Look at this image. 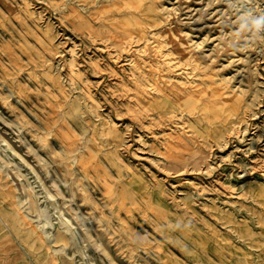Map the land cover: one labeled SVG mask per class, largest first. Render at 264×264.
I'll return each instance as SVG.
<instances>
[{"label": "rangeland", "instance_id": "rangeland-1", "mask_svg": "<svg viewBox=\"0 0 264 264\" xmlns=\"http://www.w3.org/2000/svg\"><path fill=\"white\" fill-rule=\"evenodd\" d=\"M0 182V264H264V0H0Z\"/></svg>", "mask_w": 264, "mask_h": 264}, {"label": "bare ground", "instance_id": "bare-ground-1", "mask_svg": "<svg viewBox=\"0 0 264 264\" xmlns=\"http://www.w3.org/2000/svg\"><path fill=\"white\" fill-rule=\"evenodd\" d=\"M124 4L125 2L123 3V5ZM130 7H132V9H117L118 11H116L114 15H110L111 19L113 20L112 23L115 25V28L122 27L123 29L129 30L130 28L128 27L134 26L136 29H138V31H141L143 28V1L135 3ZM77 17L80 20L79 15ZM115 28L112 26L109 29L111 37L113 39L115 37ZM184 38L185 36L183 34H180L177 36L176 40L170 38V41H174V45H176V51L181 54L182 58L185 59L192 57L193 51L185 46ZM146 73L150 75V79L146 83H143V110L155 109L158 111L156 113L159 114V118H162L167 110L173 107L181 108L187 101H190V104L193 106V108L195 107V105H193V95L187 94L186 98L184 93L177 92L170 88V85L164 80L163 76H161L160 70L150 67ZM139 87L140 86L137 84L134 86L136 93ZM219 101H222V103L218 106L217 102ZM198 108V111H200V114L202 116L201 120L203 119L205 122H207V124H212L220 121H225V117L227 116V114L229 112L232 113L236 110V105L232 101H229L225 97H223L222 94L218 92V90H212L209 96H204V99L200 103ZM64 173L65 175L67 174L66 171H64ZM1 187L2 183L0 182V188ZM4 195L11 196L10 189H8V191H5ZM18 219H20L21 222L24 223L20 217H18L16 221H18ZM5 222H7L8 226H10L14 230L13 221H10L6 218ZM15 231H17L16 227ZM28 231L30 233L34 230L32 227H30L27 232ZM218 262L219 264L225 263L223 259H218Z\"/></svg>", "mask_w": 264, "mask_h": 264}]
</instances>
